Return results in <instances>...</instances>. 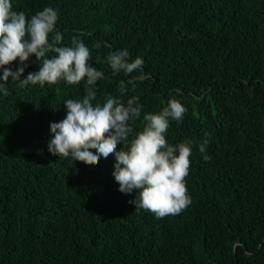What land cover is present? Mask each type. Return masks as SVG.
<instances>
[{
	"label": "trees",
	"instance_id": "obj_1",
	"mask_svg": "<svg viewBox=\"0 0 264 264\" xmlns=\"http://www.w3.org/2000/svg\"><path fill=\"white\" fill-rule=\"evenodd\" d=\"M11 2L29 19L55 9L62 46L89 48V65L104 74L93 104L139 97L130 140L145 114L182 103V121L165 135L170 146L191 145V203L157 219L129 204L135 192L119 191L114 155L87 166L51 154L50 125L66 117L67 99L86 96V80L10 79L0 92V264H264V0ZM121 50L143 59V71L113 75L107 57ZM39 68L30 57L21 78Z\"/></svg>",
	"mask_w": 264,
	"mask_h": 264
},
{
	"label": "clouds",
	"instance_id": "obj_2",
	"mask_svg": "<svg viewBox=\"0 0 264 264\" xmlns=\"http://www.w3.org/2000/svg\"><path fill=\"white\" fill-rule=\"evenodd\" d=\"M57 21L58 12L51 7H45L29 19L24 12L13 11L11 0H0V70L4 81L0 83V92L8 94L5 85L10 79L19 81L21 87L29 84L44 87L61 80L76 85L86 80V96L82 100L67 99L66 117L50 125L51 154L60 158L71 156L87 166H96L101 157L107 159L114 155L113 176L119 191L136 193L129 204L151 212L157 219L178 215L191 203L185 180L192 149L187 142L170 146L165 134L170 120L182 121L186 108L180 101L170 99L159 114L143 116L146 122L143 130L130 140L133 133L130 122L140 118L143 107L139 97L124 103L108 95L103 104H93L97 99L95 86L104 74L89 65L90 50L82 41L73 39L74 46H62L63 36L56 30ZM48 53L54 55L48 56ZM33 56L39 62V71L30 72L22 79ZM17 60L19 67L12 71L9 66ZM107 62L113 75L123 72L125 76L143 71L144 65L139 57L130 62L127 50L111 52ZM144 79L143 75L136 76L128 84ZM119 92H126L124 81L120 82ZM207 143L205 140L200 145L201 154L206 152ZM120 144L124 148L117 151ZM203 159L207 162L210 158L203 155Z\"/></svg>",
	"mask_w": 264,
	"mask_h": 264
}]
</instances>
